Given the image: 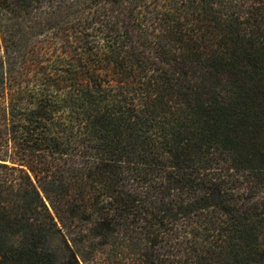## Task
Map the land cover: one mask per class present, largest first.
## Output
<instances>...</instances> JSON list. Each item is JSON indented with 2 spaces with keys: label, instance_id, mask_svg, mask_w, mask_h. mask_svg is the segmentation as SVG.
I'll list each match as a JSON object with an SVG mask.
<instances>
[{
  "label": "trees",
  "instance_id": "obj_1",
  "mask_svg": "<svg viewBox=\"0 0 264 264\" xmlns=\"http://www.w3.org/2000/svg\"><path fill=\"white\" fill-rule=\"evenodd\" d=\"M98 232L264 264V0H0V264Z\"/></svg>",
  "mask_w": 264,
  "mask_h": 264
},
{
  "label": "rangeland",
  "instance_id": "obj_2",
  "mask_svg": "<svg viewBox=\"0 0 264 264\" xmlns=\"http://www.w3.org/2000/svg\"><path fill=\"white\" fill-rule=\"evenodd\" d=\"M122 235L114 232L110 235L95 234L92 241L95 250H86L82 264H151L149 244L139 239L138 233Z\"/></svg>",
  "mask_w": 264,
  "mask_h": 264
}]
</instances>
